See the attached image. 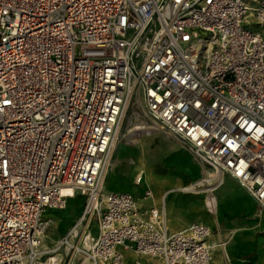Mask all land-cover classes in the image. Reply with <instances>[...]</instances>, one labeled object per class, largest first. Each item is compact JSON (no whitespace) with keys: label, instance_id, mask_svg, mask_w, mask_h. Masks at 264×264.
<instances>
[{"label":"built area","instance_id":"built-area-1","mask_svg":"<svg viewBox=\"0 0 264 264\" xmlns=\"http://www.w3.org/2000/svg\"><path fill=\"white\" fill-rule=\"evenodd\" d=\"M135 93L202 187L229 176L264 209V0H0V264H212L208 226L170 233L150 189L99 184ZM77 195L45 246V209Z\"/></svg>","mask_w":264,"mask_h":264},{"label":"crops","instance_id":"crops-1","mask_svg":"<svg viewBox=\"0 0 264 264\" xmlns=\"http://www.w3.org/2000/svg\"><path fill=\"white\" fill-rule=\"evenodd\" d=\"M157 134L161 141L148 149L147 153L145 152L146 156L144 152L140 153L130 163L128 157L132 156H129L125 151L122 162L130 163L133 166L130 170L123 169L121 172L113 169L114 175L104 189L106 191L129 192L138 198L142 197L146 189H150L153 198L141 201V203L144 206L156 207H159L162 202L164 203L167 217L166 226L170 233L186 229L194 223L208 226L212 233L210 237L212 241L226 242L224 248H220L214 253L212 264H264V221H260L258 218L264 209L238 181L229 176H225L221 184L215 185L213 192L218 200L215 211H211L204 205L206 193L203 187L188 194L179 191L180 188L211 174V171L201 168L199 163L194 161L189 152L183 149L175 139L161 133ZM143 165H147L149 168L163 166L168 168V172L157 175V177L154 176L150 181L147 179L148 182L143 180L140 185L134 183L135 186L142 187L140 192L137 188L130 192L129 186L127 190L118 189L116 180L127 185V181L122 180L123 173H126L129 180V172L134 169L137 171V175ZM135 177H133L134 182H136ZM227 183L232 184L243 195L244 202L235 201L232 203L217 195L219 188ZM254 208L258 210L256 217L251 210Z\"/></svg>","mask_w":264,"mask_h":264},{"label":"rangeland","instance_id":"rangeland-1","mask_svg":"<svg viewBox=\"0 0 264 264\" xmlns=\"http://www.w3.org/2000/svg\"><path fill=\"white\" fill-rule=\"evenodd\" d=\"M251 28L255 31H260V28L257 27L255 24L252 25ZM76 50H78V47L76 48ZM139 98H140V96L138 93L133 94V96L131 97L130 103H129L128 107L126 108L125 114L122 118V121H121L122 123L120 125V129H119L117 138L115 140V144H116L115 148L112 149V151L110 153L111 154L110 161H112V163H114V164H120L122 166V168H124L126 170H130V168L133 166V165H130V163L134 161V157H137L136 155H139L140 153L144 152L143 148H144V150H146V149L148 150V148H150V147L152 148L155 144H157L161 141V138L157 133H161V134L165 135L162 131H158L151 136L144 137L141 140H133V139H127L126 138L128 130L130 128H132L134 125L138 124L140 121L144 120V121L149 123V120L144 115L143 104H142L141 99L139 100ZM132 142H134L135 144L131 145ZM179 145L183 149H185L180 143H179ZM125 151H127L129 156H132V157H128V161L130 160L129 161L130 163L122 162V161H124L123 156H125L124 155ZM191 157L194 159V161H197L192 155H191ZM199 165L201 166V168L205 169V167H203L200 163H199ZM107 167H108V169L111 168V167H109V165ZM148 170H150L149 167H148ZM167 172H168V170H167ZM136 173H137V171H135L134 169L132 171H130L128 174L129 180L127 179L126 173H123L124 176H123L122 180H124V181L126 180L127 185L125 186V185H123V183H121V181L116 180L117 184H120L117 186L118 189L127 190L128 186H129L130 192H133L134 191L133 188H135V187L140 192L142 187L135 186V184L140 185L141 182H143V180H145V182H148L147 179H149V181L152 180L153 176L152 175L148 176L147 171L144 169V167L138 172L137 175H136ZM113 175H114V171L111 168V170L109 171V173L107 175L106 182H104V184H103V188H106L107 182L108 181L110 182ZM135 175H136V177H135ZM133 177H135V178L141 177L140 182L139 183L134 182ZM186 186H188V185H186ZM205 186H207V185H205ZM217 195L219 197L225 198V200L232 202V203L235 201H238V202H244L245 201V198L243 197V195L230 183L222 185L219 188ZM168 199H169V197L167 198V201H168ZM83 206H84V201L82 200V198L80 196L77 195L75 197L68 198L67 206L64 209H52V208H46L45 209V211L43 213V217L46 219L49 218L53 221V223H52L49 231L46 233V236L44 239V245L45 246L51 247L54 244V242L58 239V237H60L66 230H68L72 226V224H74L75 220L80 216L82 209H83ZM251 210L253 212V215L256 217L257 213H258L257 208H254ZM258 218L260 221H264V212ZM92 222L94 223L95 220H93ZM91 232H92V234H96V232H97L96 224L92 225ZM127 256L129 258L128 260L133 258V255L130 252H127ZM128 264H132V262L129 261Z\"/></svg>","mask_w":264,"mask_h":264},{"label":"bare ground","instance_id":"bare-ground-1","mask_svg":"<svg viewBox=\"0 0 264 264\" xmlns=\"http://www.w3.org/2000/svg\"><path fill=\"white\" fill-rule=\"evenodd\" d=\"M139 100H140V98H139ZM138 101V100H137ZM129 103H130V101L128 100V102H127V106H126V108L128 107V105H129ZM124 114H125V112H124ZM124 114H123V116H124ZM122 123V122H121ZM146 127H152L153 128V130L152 131H144L143 130V128H146ZM158 131H161L160 130V128H158V127H156V126H154V125H151V124H148V123H146V121H144V120H142V121H140L138 124H136V125H134L132 128H130L129 130H128V133H127V135H126V138L127 139H133V140H141V139H143L144 137H147V136H151V135H153L154 133H156V132H158ZM115 140H116V138H115ZM115 140L113 141V143H112V147H111V150H110V153H111V151H112V149H114L115 148ZM143 148V147H142ZM151 148V147H150ZM150 148H148V149H150ZM143 151H144V154H145V156H146V151H147V149L146 150H144V148H143ZM151 151V150H150ZM146 152V153H145ZM152 152V151H151ZM109 153V160L107 161V164H106V166H104L103 167V169H102V171H101V174H100V185H101V187L103 186V184H104V182H106V178H107V175H108V173H109V171L111 170V168L112 169H117L118 171L117 172H121L124 168H122L121 167V165H119V164H114V163H112V161H110V158H111V154ZM153 153H155V152H153ZM152 153V155H154ZM124 154V153H123ZM148 154H149V152H148ZM147 154V155H148ZM151 154V153H150ZM117 156V155H116ZM124 157V156H123ZM118 158V157H117ZM153 158V157H152ZM155 158V157H154ZM153 158V159H154ZM120 159V158H119ZM118 159V160H119ZM130 161V160H129ZM155 161H156V159H155ZM143 164V163H142ZM141 164V165H142ZM109 165V167H111V168H109L108 169V166ZM161 165V164H160ZM166 165V164H165ZM119 166V167H118ZM143 167H144V169L147 171V175L148 176H156L157 177V175H162V173L164 174V173H167V170H168V168H164L163 166H156V167H151V168H149L150 170H148V167L147 166H144L143 165ZM122 174V173H121ZM118 176V175H117ZM121 176V175H120ZM161 177V176H160ZM166 177H167V175H166ZM214 175H213V173L211 172V174H209V175H207L206 177L204 176V177H202V178H200V179H198L197 181H195V182H193L192 184H190V185H188V186H184V187H182V188H180L179 189V191H181V192H183V193H190L191 191H193V190H195V189H197L198 187H202V185L203 184H210L211 182H212V180L214 179ZM118 185H120V184H117V186ZM217 186V185H216ZM204 188V191H205V193H206V195H205V197H204V205L206 206V207H208L211 211H215V208H216V206L218 205V200H217V198L215 197V195H214V190H215V185H213V186H205V187H203ZM134 190L136 189V187L135 188H133ZM64 192L65 193H71L72 191L70 190V189H65L64 190ZM136 192H137V190H136ZM135 192V193H136ZM165 220L167 221V217H166V211H165Z\"/></svg>","mask_w":264,"mask_h":264}]
</instances>
